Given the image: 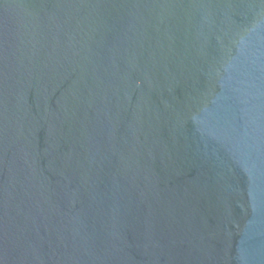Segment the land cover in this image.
Masks as SVG:
<instances>
[{
	"label": "water",
	"instance_id": "water-1",
	"mask_svg": "<svg viewBox=\"0 0 264 264\" xmlns=\"http://www.w3.org/2000/svg\"><path fill=\"white\" fill-rule=\"evenodd\" d=\"M0 264H264V0H0Z\"/></svg>",
	"mask_w": 264,
	"mask_h": 264
}]
</instances>
